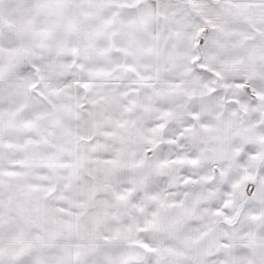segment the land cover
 <instances>
[{
	"label": "snow or ice",
	"instance_id": "1",
	"mask_svg": "<svg viewBox=\"0 0 264 264\" xmlns=\"http://www.w3.org/2000/svg\"><path fill=\"white\" fill-rule=\"evenodd\" d=\"M0 264H264V0H0Z\"/></svg>",
	"mask_w": 264,
	"mask_h": 264
}]
</instances>
